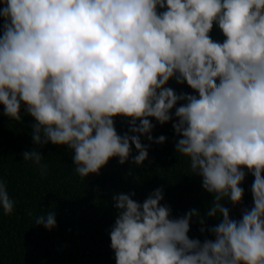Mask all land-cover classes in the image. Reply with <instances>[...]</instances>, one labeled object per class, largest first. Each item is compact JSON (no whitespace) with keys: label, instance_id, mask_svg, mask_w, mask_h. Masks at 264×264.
Returning <instances> with one entry per match:
<instances>
[{"label":"trees","instance_id":"obj_1","mask_svg":"<svg viewBox=\"0 0 264 264\" xmlns=\"http://www.w3.org/2000/svg\"><path fill=\"white\" fill-rule=\"evenodd\" d=\"M0 0V264H264V0Z\"/></svg>","mask_w":264,"mask_h":264},{"label":"water","instance_id":"obj_2","mask_svg":"<svg viewBox=\"0 0 264 264\" xmlns=\"http://www.w3.org/2000/svg\"><path fill=\"white\" fill-rule=\"evenodd\" d=\"M64 0H57L55 3V15L56 17L61 20L65 25H72L75 29L81 28L85 30L87 33L90 34L89 39H74V38H65L61 40H57L54 42L43 44L39 51L36 54V57L39 59L46 54L52 52L53 50H56L62 46H71V47H77V48H87L95 45L99 39V36L96 32L91 30L89 27L84 25L82 22L73 19L72 17L64 14L60 9V4ZM263 7V14H264V1L261 2ZM11 27L9 26L4 34L0 37V55L5 60L12 62L9 55L6 53L4 44L5 40L8 36V33L10 31Z\"/></svg>","mask_w":264,"mask_h":264}]
</instances>
